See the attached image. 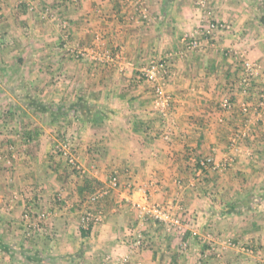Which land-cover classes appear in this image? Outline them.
Returning <instances> with one entry per match:
<instances>
[{
    "label": "crops",
    "instance_id": "obj_1",
    "mask_svg": "<svg viewBox=\"0 0 264 264\" xmlns=\"http://www.w3.org/2000/svg\"><path fill=\"white\" fill-rule=\"evenodd\" d=\"M33 1L69 25L0 3V264H264V126L253 120L231 151L243 98L221 108L240 72L227 49L260 64L264 86V0H144L146 17L136 0ZM210 22L230 30L185 49L183 37ZM153 58L169 64L165 125L139 78ZM60 139L85 173L54 156ZM229 156L226 170L193 167L195 157L218 166ZM117 173L94 209L103 221L84 236V177L102 188ZM145 195L181 204L184 230L142 226L134 202ZM139 234L147 247L132 245Z\"/></svg>",
    "mask_w": 264,
    "mask_h": 264
},
{
    "label": "built area",
    "instance_id": "obj_2",
    "mask_svg": "<svg viewBox=\"0 0 264 264\" xmlns=\"http://www.w3.org/2000/svg\"><path fill=\"white\" fill-rule=\"evenodd\" d=\"M3 0H0V3ZM57 3L61 2H75L78 3L80 0H52ZM138 5L142 7L141 15L146 17L147 13L144 10V0H136ZM17 7H24L26 11L32 14H37L39 19L45 21L47 19L58 20L61 16L52 6L45 7L41 11L38 10V5L33 0H14ZM56 5V4H54ZM201 6H204V2H200ZM1 17V16H0ZM62 22L63 28H68L69 21L59 19ZM222 30H230V26L220 24L217 22H210L207 26L201 27L197 31L190 32L183 37V47L187 50L200 49L203 46L202 36L206 39H213L215 33ZM229 56H233L238 65L240 66V72L236 80L235 94H232L229 98L225 99L221 108L225 111H235L237 106L236 97L240 96L243 101L239 105V110L242 114L241 117L244 118V126L242 128H237L230 140V150L237 151L241 148V141H246L249 137V126L253 120L256 123H260L264 126V86H259V79L263 76L262 67L260 64L251 61L248 58L246 51L238 50L235 48H229L226 50ZM84 53H78V55H83ZM169 64L167 60L153 58L150 60L149 64L142 68L139 74L141 80L147 81L151 84L152 92L154 95V112L159 116L162 121L169 123L170 116L173 112V99L165 92V83L169 75ZM162 136L165 140L170 139L169 131L164 130ZM9 150V149H8ZM10 151V150H9ZM53 154L56 158L63 160L66 165L75 171L76 173L83 174L84 169L79 162V157L75 153L74 149L68 142H59L54 146ZM6 158V159H5ZM1 159V155H0ZM6 164L12 166L13 156L4 157ZM2 159V160H4ZM193 163L196 162V157L192 160ZM207 163L212 164L211 168L213 170H226L234 165V157H227L224 162L220 165H215L214 160L211 157H206L201 160L200 164L205 167ZM201 174H203L200 168ZM120 184L119 174L113 175L106 186L99 189L96 193L92 194L86 202L87 208L82 216V228L88 230L91 225L95 226L103 221V214L93 209L94 203L105 198L111 190L118 188ZM134 208L137 209L139 213V221L143 225L148 223L162 224L167 230H173L177 228L180 231L184 230L183 226V216L186 213V209L181 205H175L174 207L162 206L158 204H153L149 202L147 195L143 196L142 201L134 202ZM132 245L136 248L147 247L148 242L144 234H139L137 237L132 236ZM123 264H131V257H125L123 259Z\"/></svg>",
    "mask_w": 264,
    "mask_h": 264
},
{
    "label": "trees",
    "instance_id": "obj_3",
    "mask_svg": "<svg viewBox=\"0 0 264 264\" xmlns=\"http://www.w3.org/2000/svg\"><path fill=\"white\" fill-rule=\"evenodd\" d=\"M261 23L264 26V15L261 17ZM201 160L202 159H200V157H196V162L193 163V167L194 168H197L198 170L201 168L202 171H203V174L206 175L207 174V168H211L212 167V164L207 163V165H205V167H204V166H202L200 164ZM78 174H80V173H78ZM84 180H85V183L86 184H85L84 189L82 191H83V195L86 196V198L84 197V199L87 202V200L91 196L90 193L91 194L96 193L98 191V188H100L102 185L98 181H95V180H93L91 178H88L86 176L84 177ZM100 203H101V201H99L97 203H94V206H93L94 208L93 209H95V207L98 204H100ZM92 227L93 226L91 225V227L88 230H84L83 228H81L82 234L84 236L87 235L90 232V230L92 229Z\"/></svg>",
    "mask_w": 264,
    "mask_h": 264
},
{
    "label": "rangeland",
    "instance_id": "obj_4",
    "mask_svg": "<svg viewBox=\"0 0 264 264\" xmlns=\"http://www.w3.org/2000/svg\"><path fill=\"white\" fill-rule=\"evenodd\" d=\"M202 1L207 2L206 0H202ZM47 20H50V19H47ZM47 20H46V21H47ZM153 109H154V95H153ZM0 133L3 134L1 131H0ZM59 142L62 143V142H64V140L60 139ZM59 142H57V143H59ZM57 143H56V144H57ZM78 157H79V156H78ZM59 160H60V159H59ZM61 161H63V160H61ZM79 162H80V159H79ZM64 164L66 165L65 162H64ZM66 166H67V165H66ZM67 167H68V166H67ZM68 168H69V167H68ZM119 176H120V175H119ZM100 188H101V187H100ZM100 188H98V190H99ZM183 226H184V228H185V226H186L185 223H184V221H183ZM144 236H145V235H144ZM127 257H128V256H127ZM129 257H130V256H129Z\"/></svg>",
    "mask_w": 264,
    "mask_h": 264
}]
</instances>
